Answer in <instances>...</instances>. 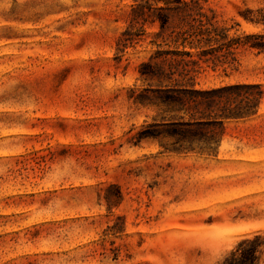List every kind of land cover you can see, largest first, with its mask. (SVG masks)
<instances>
[{
  "label": "rangeland",
  "instance_id": "rangeland-1",
  "mask_svg": "<svg viewBox=\"0 0 264 264\" xmlns=\"http://www.w3.org/2000/svg\"><path fill=\"white\" fill-rule=\"evenodd\" d=\"M136 4L0 0V264H217L264 233V101L205 137L174 133L140 75L168 33L146 23L121 51ZM205 8L229 37L264 36L248 19L264 0ZM237 58L202 63L199 87L264 90V52Z\"/></svg>",
  "mask_w": 264,
  "mask_h": 264
},
{
  "label": "trees",
  "instance_id": "trees-1",
  "mask_svg": "<svg viewBox=\"0 0 264 264\" xmlns=\"http://www.w3.org/2000/svg\"><path fill=\"white\" fill-rule=\"evenodd\" d=\"M136 2L131 23L120 40L121 51L144 34L146 23H158V36L162 38L168 33L170 47L162 49L158 44L154 55L142 63L140 75L157 81L154 92L157 99L171 105L175 119L171 120L169 128L174 133L205 137L206 129L221 125L224 120H245L258 115L264 101V90L259 84L234 83L203 89L197 80L202 63L234 66L238 63L239 49L264 52L263 35L242 33L229 37L230 29L217 26L215 13L205 8L206 0ZM257 13L258 16L248 19L264 24V9ZM216 141L209 138L201 151L207 149L208 155H214ZM262 260L264 264V233L241 240L217 264H262Z\"/></svg>",
  "mask_w": 264,
  "mask_h": 264
}]
</instances>
